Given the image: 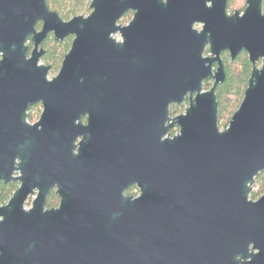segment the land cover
I'll use <instances>...</instances> for the list:
<instances>
[{"label": "water", "instance_id": "water-1", "mask_svg": "<svg viewBox=\"0 0 264 264\" xmlns=\"http://www.w3.org/2000/svg\"><path fill=\"white\" fill-rule=\"evenodd\" d=\"M207 1L91 0L89 14L64 19L47 0H0V72L16 82L20 97L43 102L37 142L47 140L50 107L63 109L65 202L97 204L100 218L97 235L91 216L83 226L67 225L75 232L56 240L45 218L22 210L12 214L11 221L0 223V264H264V215H259L264 197L249 199L264 171L262 0H247L243 14H228L227 0ZM130 9L131 21L118 23ZM197 20L205 23L203 29L192 27ZM50 32L58 41L73 35L52 79L50 66L40 63L41 43ZM30 34L35 47L28 57ZM207 44L210 55H204ZM244 49L253 65L248 85L221 127L216 93L226 79L221 52L235 58ZM99 70L110 73L116 107L112 147L127 150L101 153L95 160ZM208 79L212 85L206 89ZM148 91L160 97L155 140L141 120ZM186 97L185 112L170 117V104ZM86 111L89 122L82 125L76 119ZM175 125L179 130L171 135ZM81 133L76 154L74 141ZM39 162L46 169V162ZM115 176L139 181L143 196L125 198Z\"/></svg>", "mask_w": 264, "mask_h": 264}, {"label": "flooded vegetation", "instance_id": "flooded-vegetation-1", "mask_svg": "<svg viewBox=\"0 0 264 264\" xmlns=\"http://www.w3.org/2000/svg\"><path fill=\"white\" fill-rule=\"evenodd\" d=\"M228 2L229 0H227L228 14H232L236 10H239L243 14L248 5V1L246 0L244 7H234L231 10L228 7ZM207 4L211 5L212 1L208 0ZM50 8L54 10L52 7ZM262 13L264 14V0H262ZM124 15H128V19L125 22H120ZM124 15L118 23L128 24L134 15V10L130 9ZM204 25L203 21L197 20L193 23L192 27L201 30ZM36 27L41 29L42 21H39ZM117 35L120 38L118 33L116 37ZM70 36L73 39V35H69L68 37ZM51 38L55 39L53 32H50L41 43L45 49L44 54L47 51L46 43ZM25 44L28 46L27 56L30 57L35 47L33 34L27 37ZM243 51L248 54L245 49L241 52ZM210 54V45L207 44L204 55ZM227 54L231 57L228 50L221 52L223 62L228 61ZM2 58L3 52L0 51V60ZM257 61H260L259 64L257 63L260 66L263 58L260 57ZM62 62L42 61V58L40 61V63L50 66L48 79H52L58 74ZM216 65L217 63L215 62L214 66ZM53 72L55 74L50 76ZM93 103V110L98 121L99 134L98 145L95 147V160L100 159L101 153L107 154L117 149L119 151H126L127 147L120 146L115 148L112 147L111 143V134L114 126L113 120L115 117L114 110L116 107L114 106L113 94L111 93L110 73L98 71ZM188 103V97L181 103L172 102L170 104V117H175L185 112ZM50 108L52 113L48 114L45 120L47 140L45 142H37V124L38 129L43 128V114L45 111L43 102H31L30 97H20L16 82L6 78L4 69L0 72V223L6 222L9 219L11 221L12 218L10 216L12 214L14 216L20 215L22 210L23 212L35 215L37 219L45 218L49 228L54 233V238L56 240H63L67 239L69 232L74 231L72 228L69 230L67 225L83 226L92 216L94 221L93 233L97 235V226L100 222L98 205L79 201L65 202V188L63 187L62 176L64 172L63 162L68 157V143L64 142L63 137L65 124H67L68 119L62 108L54 106ZM142 109L144 110V114L141 115V120L144 126H146L147 131L153 136L152 140H155L154 137L159 138V126L161 122L159 95L148 91L142 100ZM76 121L82 125H87L89 122V112H81ZM57 127L60 130L56 129ZM173 129L175 131H172ZM178 130L179 127L177 125L172 127L170 130L171 135ZM83 140V133L78 134L74 141V153H79ZM40 160L46 162V169L41 165ZM112 179L121 187L125 198L135 200L143 196V187L139 181H129L126 178L124 180L116 176ZM255 184H258L256 191L254 190ZM254 185L249 194V199L259 201L264 197V171L259 172L256 176ZM152 197L158 199V195L150 196V198ZM146 202L147 200L144 201V203ZM91 209L93 210L91 211ZM262 214L264 215V211L259 213V215ZM251 251L257 252L258 250L254 249ZM1 254H3V250L0 249ZM250 259L251 257L247 258V260Z\"/></svg>", "mask_w": 264, "mask_h": 264}, {"label": "trees", "instance_id": "trees-1", "mask_svg": "<svg viewBox=\"0 0 264 264\" xmlns=\"http://www.w3.org/2000/svg\"><path fill=\"white\" fill-rule=\"evenodd\" d=\"M89 0H47V3L54 10L61 12L62 17L71 18L86 6L88 9ZM235 0H229L228 7L233 10ZM86 9V10H87ZM71 36L63 41L51 38L47 41V51L42 61H62L71 45ZM228 61H224L226 79L217 86L216 93L219 101V123L225 126L230 120L233 112L239 106L248 85L249 76L252 70V63L248 54L243 51L232 59L226 55ZM212 85L211 79L204 82V88ZM173 129L172 131H174Z\"/></svg>", "mask_w": 264, "mask_h": 264}, {"label": "rangeland", "instance_id": "rangeland-1", "mask_svg": "<svg viewBox=\"0 0 264 264\" xmlns=\"http://www.w3.org/2000/svg\"><path fill=\"white\" fill-rule=\"evenodd\" d=\"M90 1L91 0H89L87 3V5H88V9L86 8V6L85 7H83V9L82 10H80L77 14H85V15H87L89 12H91V8L89 7V3H90ZM245 3H246V0H235V3H234V5H233V7H238V8H242V7H244V5H245ZM87 9V10H86ZM60 15H62L61 14V12L59 13ZM62 17V16H61ZM62 18H64V19H69V18H66V17H62ZM128 19V15H124L123 17H122V19L120 20V22H125L126 20ZM117 37H118V35H117ZM71 46V45H70ZM70 46H69V48H70ZM69 50V49H68ZM63 60V59H62ZM260 63V61L258 62V64ZM58 69V68H57ZM56 69V70H57ZM53 74H55L54 72L53 73H51L50 74V76H52ZM212 81V80H211ZM243 99V98H242ZM242 101V100H241ZM241 103V102H240ZM240 105V104H239ZM239 107V106H238ZM237 107V108H238ZM236 108V109H237ZM235 109V110H236ZM234 113V112H233ZM233 115V114H232ZM232 117V116H231ZM229 122V121H228ZM220 124V123H219ZM228 124V123H227ZM226 124V125H227ZM225 125V126H226ZM221 127H223V126H221ZM175 131V130H174ZM258 189V184H255L254 185V190L256 191Z\"/></svg>", "mask_w": 264, "mask_h": 264}]
</instances>
